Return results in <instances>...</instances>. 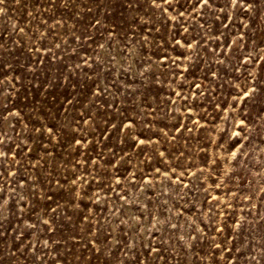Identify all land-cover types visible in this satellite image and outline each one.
Segmentation results:
<instances>
[{"label": "rangeland", "instance_id": "rangeland-1", "mask_svg": "<svg viewBox=\"0 0 264 264\" xmlns=\"http://www.w3.org/2000/svg\"><path fill=\"white\" fill-rule=\"evenodd\" d=\"M0 264H264V0H4Z\"/></svg>", "mask_w": 264, "mask_h": 264}, {"label": "snow or ice", "instance_id": "snow-or-ice-1", "mask_svg": "<svg viewBox=\"0 0 264 264\" xmlns=\"http://www.w3.org/2000/svg\"><path fill=\"white\" fill-rule=\"evenodd\" d=\"M202 2L204 3V4H207L208 3V0H202ZM4 3V0H0V4H3Z\"/></svg>", "mask_w": 264, "mask_h": 264}]
</instances>
